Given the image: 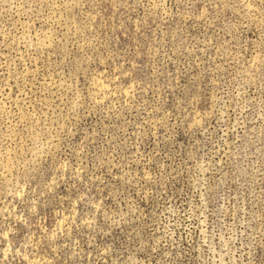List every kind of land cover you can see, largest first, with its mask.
I'll return each mask as SVG.
<instances>
[{
  "label": "rangeland",
  "instance_id": "374dc122",
  "mask_svg": "<svg viewBox=\"0 0 264 264\" xmlns=\"http://www.w3.org/2000/svg\"><path fill=\"white\" fill-rule=\"evenodd\" d=\"M0 264H264V0H0Z\"/></svg>",
  "mask_w": 264,
  "mask_h": 264
}]
</instances>
